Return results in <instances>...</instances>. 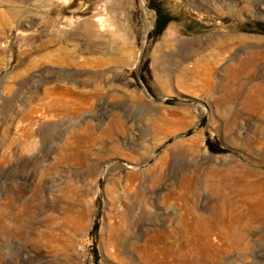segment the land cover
Masks as SVG:
<instances>
[{
    "label": "rangeland",
    "instance_id": "obj_1",
    "mask_svg": "<svg viewBox=\"0 0 264 264\" xmlns=\"http://www.w3.org/2000/svg\"><path fill=\"white\" fill-rule=\"evenodd\" d=\"M259 180L264 0H0V264H264Z\"/></svg>",
    "mask_w": 264,
    "mask_h": 264
},
{
    "label": "bare ground",
    "instance_id": "obj_2",
    "mask_svg": "<svg viewBox=\"0 0 264 264\" xmlns=\"http://www.w3.org/2000/svg\"><path fill=\"white\" fill-rule=\"evenodd\" d=\"M243 196L244 197H242V200L239 203L234 204V208L240 209V207L245 206L250 220L256 218L259 214L264 213V180H259L257 183L254 182L253 184L251 183L250 186L247 187L245 195ZM239 214L237 216L231 214V216L229 215V217L226 218L225 213L223 212V219L220 222L221 225H225L224 227L229 226V224L234 225V223H237L238 218H241ZM136 250L140 254L143 262L147 264H166L165 257L168 254V250H158L156 243H152L145 247L138 246L136 247Z\"/></svg>",
    "mask_w": 264,
    "mask_h": 264
},
{
    "label": "trees",
    "instance_id": "obj_3",
    "mask_svg": "<svg viewBox=\"0 0 264 264\" xmlns=\"http://www.w3.org/2000/svg\"><path fill=\"white\" fill-rule=\"evenodd\" d=\"M161 27H162V24H160L159 26H157L156 32H159V30L161 29Z\"/></svg>",
    "mask_w": 264,
    "mask_h": 264
}]
</instances>
